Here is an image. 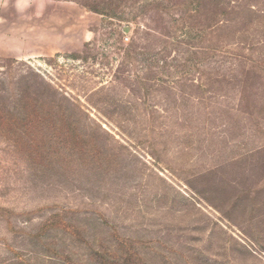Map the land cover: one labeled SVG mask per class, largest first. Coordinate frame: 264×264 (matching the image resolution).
I'll return each mask as SVG.
<instances>
[{"label":"rangeland","instance_id":"obj_1","mask_svg":"<svg viewBox=\"0 0 264 264\" xmlns=\"http://www.w3.org/2000/svg\"><path fill=\"white\" fill-rule=\"evenodd\" d=\"M194 8L0 0V104L58 115L0 130V264H264V0Z\"/></svg>","mask_w":264,"mask_h":264},{"label":"trees","instance_id":"obj_2","mask_svg":"<svg viewBox=\"0 0 264 264\" xmlns=\"http://www.w3.org/2000/svg\"><path fill=\"white\" fill-rule=\"evenodd\" d=\"M193 2L195 4V8L192 12L193 14L190 15L191 17L192 15H197L199 11V3L201 2V0H193ZM147 28L153 31V33L165 38V40H163V43L165 45L170 42L169 39H166L169 37L171 38V35H169L168 31H162V29H159V27L154 28L147 26ZM147 34L152 35V33L148 30H147ZM183 44H185L184 41H178V43H176L175 46L180 49H183L182 47ZM165 48H162V51H166ZM135 49H136L135 42L132 43L131 47L124 48L123 58L125 60L122 62V64L124 63L126 65L128 63V60L129 58L132 57V54ZM194 49H197V47H194ZM180 53H182V51ZM120 72H122L121 74H123L121 78L128 79V76H131L126 74V72L128 71H126L125 68ZM35 76L40 78V75L38 74H35ZM41 80L43 81L42 78ZM141 80L143 81L144 87L147 88L149 87V85L151 86V84L148 83L149 79L147 76L142 77ZM18 95L17 97H15L10 107L0 104V130L11 132L13 135L16 136V139L18 141L23 142L28 140V138H30V133L28 132L29 128L35 127L38 129V131L41 132V130L46 127L47 123L50 122L52 123V121L54 120L52 116H55V114L57 115V112L54 110L56 103L54 101H49L44 103L41 97L42 95L41 93H37L35 98L29 97L28 94L24 95V93ZM38 133H34V134L32 133V137H31L32 138L31 141H34V143L36 142L37 145H39L40 142V137L39 135H37ZM115 249L119 250L120 248L119 246L117 247L116 245ZM121 260L122 261L124 260L123 257H121L120 260H116V262H121ZM128 261L129 259L126 258L124 262L121 264H126Z\"/></svg>","mask_w":264,"mask_h":264}]
</instances>
